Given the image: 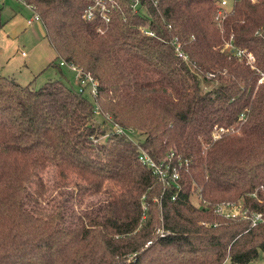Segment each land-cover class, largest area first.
<instances>
[{
  "label": "trees",
  "instance_id": "obj_1",
  "mask_svg": "<svg viewBox=\"0 0 264 264\" xmlns=\"http://www.w3.org/2000/svg\"><path fill=\"white\" fill-rule=\"evenodd\" d=\"M21 1L45 30L49 67L75 65L97 95L0 72V264L258 261L264 222L211 207L243 199L264 214V0L221 18L217 0H106L108 22L84 20L85 0ZM139 147L159 163L174 154L180 190Z\"/></svg>",
  "mask_w": 264,
  "mask_h": 264
},
{
  "label": "rangeland",
  "instance_id": "obj_2",
  "mask_svg": "<svg viewBox=\"0 0 264 264\" xmlns=\"http://www.w3.org/2000/svg\"><path fill=\"white\" fill-rule=\"evenodd\" d=\"M33 17L32 12L20 3L12 0H0V72L3 76L13 78L21 86L31 84L32 88L39 89L48 81H61L77 90L76 76L67 68L49 67L54 54L45 38V30L40 21H34L28 27L26 21ZM24 54V55H22ZM94 102V99L87 94ZM96 120L98 116L96 115ZM129 137L138 141L142 139L136 133ZM42 171L45 181L53 180ZM94 199H87L89 203ZM155 202H158L155 200ZM194 205H202L198 195H192ZM243 203L240 199L238 203ZM244 204V203H243ZM243 206V205H242ZM86 205H80L84 209ZM251 264H264V255Z\"/></svg>",
  "mask_w": 264,
  "mask_h": 264
},
{
  "label": "built area",
  "instance_id": "obj_3",
  "mask_svg": "<svg viewBox=\"0 0 264 264\" xmlns=\"http://www.w3.org/2000/svg\"><path fill=\"white\" fill-rule=\"evenodd\" d=\"M16 3H20L23 6L29 8L33 14V17L26 21V25H31L34 21H39V17L32 11L31 7L25 5L24 2L21 0H12ZM89 3L87 8L84 10L83 13V19L92 22L96 18H100L104 22L109 21V12L110 9L107 6L106 0H85ZM135 9L138 7L142 0H128ZM155 1V0H152ZM242 0H217V8H218V17L221 18L223 16H226L228 14L233 6L241 2ZM250 2H255L256 0H249ZM157 4V2H154ZM112 7V6H111ZM144 34L153 36L154 34L148 31H144ZM243 52H240L238 55H242ZM24 55V54H23ZM59 66L62 68H67L71 72H73L76 76V83H77V91L78 93H81L82 95L89 94L94 100L97 95V83L96 81L91 77L90 74L84 73L81 69L76 67L75 65L68 64L64 60H61L59 62ZM95 115H100L98 106L95 104L94 109ZM112 130L116 134H123L124 131L117 125L112 126ZM138 161L143 165L149 168L153 175H155L159 181L163 184V186L171 187L172 185H175L177 190H180V185L178 183L180 179V172L179 170L173 165L172 166V160L174 159V154H171L169 159L162 162L155 161L146 150L139 147L138 149ZM175 200V198H174ZM243 205V206H242ZM208 208L209 205H206ZM212 211L225 219L235 220V221H248L250 222L252 227L257 226L259 223L264 222V214L259 212H254L247 208L242 202H222L214 204V206L211 207Z\"/></svg>",
  "mask_w": 264,
  "mask_h": 264
},
{
  "label": "crops",
  "instance_id": "obj_4",
  "mask_svg": "<svg viewBox=\"0 0 264 264\" xmlns=\"http://www.w3.org/2000/svg\"><path fill=\"white\" fill-rule=\"evenodd\" d=\"M27 8V7H26ZM27 9H29V8H27ZM30 10V9H29ZM31 11V10H30ZM33 25V23L31 24V25H29L28 27H30V26H32ZM47 40V39H46ZM47 42H48V40H47ZM51 48V47H50ZM52 52H53V50H52ZM53 54H54V52H53ZM23 55V54H22ZM54 57H55V54H54ZM62 68V67H61Z\"/></svg>",
  "mask_w": 264,
  "mask_h": 264
}]
</instances>
